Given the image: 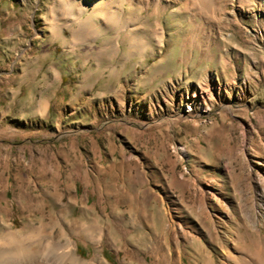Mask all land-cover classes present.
I'll list each match as a JSON object with an SVG mask.
<instances>
[{
    "label": "rangeland",
    "instance_id": "obj_1",
    "mask_svg": "<svg viewBox=\"0 0 264 264\" xmlns=\"http://www.w3.org/2000/svg\"><path fill=\"white\" fill-rule=\"evenodd\" d=\"M150 246L264 264V0H0V264Z\"/></svg>",
    "mask_w": 264,
    "mask_h": 264
},
{
    "label": "bare ground",
    "instance_id": "obj_2",
    "mask_svg": "<svg viewBox=\"0 0 264 264\" xmlns=\"http://www.w3.org/2000/svg\"><path fill=\"white\" fill-rule=\"evenodd\" d=\"M151 247V249H152V252L154 253V255L155 256H159L161 259H162V264H168V263H170V261H168L167 262V254L165 253V252H163V251H160V253H157V251H158V248L159 249H161L163 246H150ZM15 257H17V256H13L12 258H13V264H17V262H16V259L17 258H15ZM160 261V260H159ZM159 261L157 260V262L159 263ZM180 262V261H179ZM19 263V262H18ZM175 263V262H174ZM201 263V262H200ZM202 264H209L206 260L205 261H203L202 262Z\"/></svg>",
    "mask_w": 264,
    "mask_h": 264
}]
</instances>
